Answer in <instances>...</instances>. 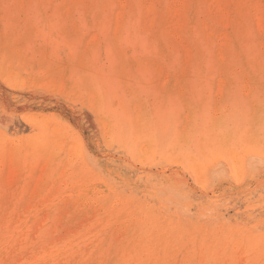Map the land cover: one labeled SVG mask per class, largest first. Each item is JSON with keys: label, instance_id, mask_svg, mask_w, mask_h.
<instances>
[{"label": "bare ground", "instance_id": "obj_1", "mask_svg": "<svg viewBox=\"0 0 264 264\" xmlns=\"http://www.w3.org/2000/svg\"><path fill=\"white\" fill-rule=\"evenodd\" d=\"M14 1L19 8L22 0ZM27 2L30 26L48 42H56L53 31L61 36L72 28L76 44L63 34L58 48L72 63L104 60L112 70L124 66L126 57L141 56L162 76L171 68L164 89L180 82L179 66H189L196 107L194 115L179 104L170 110L162 94L146 86L139 92L145 107L150 104L146 114L143 102L129 104L100 67L91 76L104 81V95L90 91L83 97L74 84L56 91L37 85L46 97L63 99L82 128L62 113L26 112L25 103L8 105L0 96V264H264V185L243 183L264 178V0ZM143 12L152 15L149 27ZM164 59L169 67L160 64ZM210 69L216 74L204 82ZM143 78L149 84L152 75ZM255 102L263 105V115L250 108ZM83 128L97 131L111 152L127 158L118 164L137 185L124 200L113 170L102 163L112 160L91 149ZM136 161L145 169H136ZM238 173L244 201L261 202L239 214L227 210L234 221L229 225L223 202L201 197L218 178L237 179ZM188 178L203 180L201 191ZM129 198L137 203L132 220ZM220 218L225 230L219 233L211 224Z\"/></svg>", "mask_w": 264, "mask_h": 264}, {"label": "rangeland", "instance_id": "obj_2", "mask_svg": "<svg viewBox=\"0 0 264 264\" xmlns=\"http://www.w3.org/2000/svg\"><path fill=\"white\" fill-rule=\"evenodd\" d=\"M27 3H28L27 0H22L19 9L18 6H16L17 3L14 0H0V52L4 51V54L6 56L5 60L0 59V66L3 65L4 67L3 69H0V85H1L0 90H2L0 91V96H2L5 102H7L6 104L11 105L16 101L19 103H25L27 107L26 112H31V113L32 112L34 113L57 112L59 114L62 113L61 115H64L65 117L68 116L67 118L71 120L73 119L72 121L74 122L75 125H77L76 127L82 128L83 120L77 116L76 112L74 113L73 110L69 108V106H67L66 102H64L63 99H60L58 97L56 99L55 96L52 98L46 97L45 96L46 94L44 93L41 94L38 92L37 85H44L56 91L59 88H61L62 85H64V87H66L67 90L72 87V84H74V86H76L77 88V91H79L83 97L88 98L90 91L99 95H104L107 89L106 88H105L106 90L100 89V86L104 81H100L99 83H96L95 81H98V79L95 80L93 79L94 77L92 78L91 76V74L95 76L98 70L97 67H100L101 68L100 72L101 71L103 72L105 78L109 74L110 82L118 89L119 92L123 91V94L129 97L128 99L129 104L137 106V104L143 102L144 104L143 109L145 110L146 114H149L148 110L150 109V104H148L145 107V101H142L143 92L141 93V96L139 92L140 89L143 91L147 86L152 88L155 91V94H162L164 100L163 107H167L170 110H173L179 104L184 108L185 112H187V109H189L191 114L194 115L196 103H195V97L193 96V93L190 90V83L192 82L193 76L189 66H187L188 68L185 65H181V68L179 66L178 69H176V73L181 78L180 82L175 87H171L170 89H164L163 80L166 72L167 71L170 72L171 68H164V75L162 76L154 71V69L157 68L156 65H153L151 63H143L141 60H139L138 58H140L141 56H137V59H135L134 61H130L126 57L125 59L127 60L124 66L114 67L112 70H110L109 68V62L104 60L97 61L92 64L88 63L87 65L86 64L78 65L77 63H72L71 61H67L61 57L64 56L63 53H66L67 50L60 51L58 53V48L61 44V41H63V38L64 40L76 44L77 39L74 38L75 36L72 33V28L66 27L65 30L67 31V33L60 34L61 36L63 34L64 35L67 34L63 38L59 36L56 31H53L54 33L53 37L54 39H56L57 43L48 42L41 34L40 29H38L37 31L30 26L31 24L30 20L31 18H33V13L31 12V10H29ZM145 3H147V1ZM142 15L143 17L141 20L142 21L144 20V26L149 27L151 23L150 20L152 18L151 13L143 12ZM44 16L45 14H43V17ZM24 24H26V26L23 27ZM87 24L91 30H94L91 13H89ZM7 28L9 29V31L6 33ZM12 28L18 31L19 38H16V33L13 32ZM48 29L49 28H47V30ZM10 31L12 33H10ZM167 48L168 47L165 46L166 49L165 57L170 58L168 56ZM15 49L20 50L22 52L20 54L22 55L21 57L15 54L16 52ZM90 50H93L91 46L88 48V52ZM169 63H171L169 59H164L162 60V62H160V64L164 67H169ZM186 69H188L187 72ZM148 72L149 74L152 75V79H150L149 84L143 78V73H148ZM215 74L214 72H211V69L207 71L206 75L204 76V82H210L211 75H215ZM70 75L72 76L70 77ZM112 76H113V80H112ZM22 82H24L26 85H32L33 87L25 88ZM166 91L168 92L166 93ZM185 93L188 95H186ZM114 97L115 95L111 94L110 98H113L114 100ZM262 107L263 105H260L257 102H255V106L253 107L250 106V108H254L255 114H260V115H263ZM148 120L149 118L147 119V122ZM83 130H84L85 138L90 143L91 149H93V151L96 152V154H100V156L102 157L105 156L106 158H110L112 160L109 162L103 161L102 163L104 164L105 169L107 168L113 170L112 179L118 184L117 188L118 190H120L118 196L122 200H124L126 196H129L127 194L128 191L133 190L134 188L133 186L137 185L135 178L130 175L131 172L128 171V169L126 168L122 169V167H120L118 164L121 160H126L127 158L119 154V152L117 151L111 152L113 149L107 148V146L104 143H102L103 141H101V138L99 137L97 131H94L93 133V131H90L89 128L88 129L83 128ZM98 143L99 144L101 143L102 145L99 146ZM210 145L213 144L211 143ZM96 149L100 151L98 152ZM66 159L67 156L66 158H63V162H65ZM134 166L136 167V169H141V167H144L139 161H136ZM74 169L78 170L79 164H75ZM240 176L241 173H238L237 179L232 178L231 176L228 177V175L227 177L225 176L223 178H218L217 179L218 181L214 182L210 186V188H208L209 190L208 189L206 190L207 196L201 198H209L213 201L223 202L222 207H225L223 211L227 212V210L232 208L231 209L232 213L234 212L238 213L237 212L238 210H240V212L244 211L243 209H245V206L249 203L251 206H253L256 205L258 202H261L254 198L249 203L244 201L245 194L244 192L241 191L242 184L240 182L241 179ZM188 180L189 183H194L196 188L199 191H201L202 189L201 184L203 180H200L199 182L194 181L191 178H188ZM259 180L264 185V178L263 180L262 178L259 179L254 178L253 180V178L247 177L244 179L243 183H247V184L249 183L248 185L253 186L254 181L259 182ZM140 189L141 186L136 192H139ZM224 201L226 204L224 203ZM233 202L234 205L232 204ZM126 204H128L131 214L134 213L132 215L131 214L128 215V218L132 217L131 218L132 220L134 217H136V214L138 213V211L136 210L137 203L134 201V199L132 200V198H129V200L126 201ZM89 210L91 211V213L93 212V208H90ZM89 213L86 214L85 215L86 217L84 216L83 218H86L87 220V216L88 218L91 216L90 215L91 213L90 214ZM230 214L231 213L227 212V215L225 217L226 219H228L227 221L230 223V224L228 223L229 225L233 224L232 222H234L233 220H230L228 218ZM223 221H225L224 218L215 220V222L211 224V226L218 227L219 228L218 232L220 233L222 232V230H225L223 228L225 226L223 224ZM192 236L198 237L195 235V233ZM183 237L185 239L188 238L187 233H185Z\"/></svg>", "mask_w": 264, "mask_h": 264}]
</instances>
